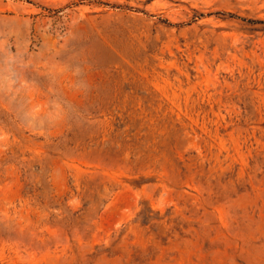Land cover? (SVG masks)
<instances>
[{"label": "rangeland", "instance_id": "1", "mask_svg": "<svg viewBox=\"0 0 264 264\" xmlns=\"http://www.w3.org/2000/svg\"><path fill=\"white\" fill-rule=\"evenodd\" d=\"M0 264H264V0H0Z\"/></svg>", "mask_w": 264, "mask_h": 264}, {"label": "trees", "instance_id": "2", "mask_svg": "<svg viewBox=\"0 0 264 264\" xmlns=\"http://www.w3.org/2000/svg\"><path fill=\"white\" fill-rule=\"evenodd\" d=\"M251 23H253V21H250Z\"/></svg>", "mask_w": 264, "mask_h": 264}]
</instances>
